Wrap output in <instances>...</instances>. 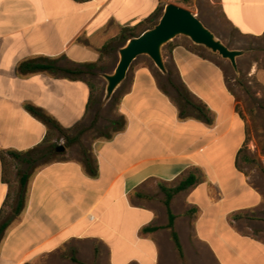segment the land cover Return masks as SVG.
Returning <instances> with one entry per match:
<instances>
[{"label":"crops","instance_id":"0c3cea01","mask_svg":"<svg viewBox=\"0 0 264 264\" xmlns=\"http://www.w3.org/2000/svg\"><path fill=\"white\" fill-rule=\"evenodd\" d=\"M168 2L0 0V211L5 210L0 222L11 220L0 243V264H89L73 248L86 243L101 247L102 264H183L165 229L169 217L161 186H173L193 169L202 171L204 183L171 203L184 263L210 264L211 258L215 264H264V242L236 228L243 221L257 222L264 205L261 192L237 168L247 124L224 70L181 41L167 48L166 59L174 65L179 86L212 111L213 124L181 119L175 89V94L167 88L165 93L154 64H140L112 120L122 118L124 128L114 133L111 121L112 132L105 134L112 137L104 134L88 151L95 174L83 156L71 159L65 151L46 164L42 154L8 156L13 188L10 205L4 206L10 187L1 153H27L42 146L48 134L28 108L44 111L70 132L88 113L91 90L83 77L73 80L28 66L64 70L98 63L101 69L102 48ZM219 2L238 33L264 36V0ZM23 174H30L26 201L15 216ZM152 184L161 200L148 192ZM147 228L159 229L144 232Z\"/></svg>","mask_w":264,"mask_h":264},{"label":"rangeland","instance_id":"374dc122","mask_svg":"<svg viewBox=\"0 0 264 264\" xmlns=\"http://www.w3.org/2000/svg\"><path fill=\"white\" fill-rule=\"evenodd\" d=\"M168 1V3L176 4L193 12L230 49L247 51L244 56L238 59L239 74H236L229 61L194 45L189 39L179 37L173 41L183 42L194 52L214 61L224 70L228 87L237 100V111L247 124L248 137L244 154L254 160L252 163H245L241 160L240 168L251 185L260 191L264 197V36L247 38L238 33L223 17L219 0ZM161 15L162 13L156 19V23ZM123 45L125 44H116L114 49L104 56L101 66L102 71L88 72L83 76L88 83L95 87L97 103L91 106L85 119L75 130L68 133L69 137L78 138L74 144H68L64 138H59L60 140L55 143L57 146L65 148L68 158L78 159L83 156L85 151H94L99 141L103 140L102 136L105 133L112 132L110 122L117 118L119 102L130 87V76L133 69L140 64H153L148 57L138 58L129 70L126 81L117 90L113 99L107 105L102 106L106 81L100 74L113 73L119 62L117 50ZM168 45L163 49L168 76H164L155 65L154 69L161 85L175 94L169 82L176 86H179L180 82L174 65L170 60L166 59ZM104 68H106V72H103ZM152 186L148 192L153 193L157 200H161L157 194L158 188L153 184ZM175 211L178 213L177 209ZM257 215L261 216L257 222L243 221L236 224V228L264 242V205ZM179 225L180 236L184 240L186 234L182 231V220L179 221ZM73 248L77 250L75 256L84 261L86 260L89 264H102L103 252L100 250L101 247L99 245L91 243L74 244ZM186 253L190 254V249L186 248ZM180 260L185 264L183 258H180ZM209 262L210 264H215L211 258H209Z\"/></svg>","mask_w":264,"mask_h":264},{"label":"trees","instance_id":"16d2710c","mask_svg":"<svg viewBox=\"0 0 264 264\" xmlns=\"http://www.w3.org/2000/svg\"><path fill=\"white\" fill-rule=\"evenodd\" d=\"M187 1V0H183ZM163 7L159 8L157 12L150 17L148 20L138 24L137 26L133 28H126L121 31V33L114 39L110 40L101 50V58L104 57V55L113 50L114 46L116 44H125L129 39L132 37L139 36L141 33H143L146 29L153 27L156 24V19L158 16L162 13ZM223 17L227 21L226 17L223 14ZM228 22V21H227ZM228 24L232 27V24L228 22ZM172 44V43H171ZM171 44L168 45L171 46ZM198 48V47H197ZM201 49V48H198ZM30 70L32 71H52V73L56 75H60L66 78H70L73 80H80L82 79L83 75H86L88 72H96L97 70L102 71V69L99 68V64H89L82 68L74 67L73 69H64L59 70L56 69L53 66H28ZM104 71V70H103ZM171 87L175 89L176 97H173V101L179 106L180 110V117L181 119H188V118H195L198 120H202L206 122L207 124L211 125L214 122V116L212 111L207 107L206 104L203 102H200L198 99L192 97V95L189 93L187 88L184 85L176 86L169 82ZM89 87L91 90L89 104H88V111L91 108V106L94 103H97V93L96 89L93 85L90 83ZM162 90L165 93H169V91L166 89L165 86L161 85ZM29 112L35 116L37 119L41 120L48 128V134L42 144V146L33 149L27 153H18V152H2L1 153V161L4 168V181L7 183L10 187L9 194L7 196V199L5 201L4 206L10 205L11 199H12V188H13V181L12 178H10V168H9V157H12V159H20L24 157L32 158L35 155L42 154L41 160L44 164L49 163L51 160H53L57 156H61L62 153L57 152V146L55 143H53L55 137L58 135L60 138L66 139L68 144H74L78 138H71L69 137L68 130H64L51 116H49L44 111H41L35 107H29ZM112 124L114 126V133H117L121 129L124 128L125 122L122 118L116 121H112ZM248 132V131H247ZM105 137L107 139H110L112 137L111 134H105ZM248 137V133H247ZM247 142V141H246ZM246 145V144H245ZM245 152V146L240 150L238 157H237V168L241 171L240 163L241 160L245 163H252L254 160L248 157ZM83 160L85 162V166L87 167L88 171L91 174H95L96 172V163L91 160L89 152L85 151L83 153ZM29 163H33L34 161L32 159L28 160ZM30 179V174H23L20 176L19 184L20 189L19 193L15 196V203L16 206L13 207V214L15 216L19 215L22 209L24 208L25 201H26V187L28 185V181ZM205 181L204 175L200 169H193L187 172V174L183 175L173 186L167 187V186H161V190L165 195V198L163 200V204L167 209L169 222L165 229L169 230L171 239L173 243L175 244L176 250L180 256V258H184L183 248L180 242V239L178 237V234L175 229V220L176 217L173 214L171 210V203L175 196L187 192L189 190H192L199 185L203 184ZM5 210L4 208L0 211V219L3 216ZM240 216H235L236 219H238ZM11 224V220H5L3 222H0V243L5 235L6 230L8 229L9 225ZM159 228H147L144 230V232L149 231H157Z\"/></svg>","mask_w":264,"mask_h":264},{"label":"water","instance_id":"95a60500","mask_svg":"<svg viewBox=\"0 0 264 264\" xmlns=\"http://www.w3.org/2000/svg\"><path fill=\"white\" fill-rule=\"evenodd\" d=\"M179 37L189 39L194 45L219 55L230 62L236 74H239L238 59L246 50H233L227 47L204 23L190 10L173 3H167L158 22L139 36L132 37L118 48L119 62L113 73H101L106 81L102 106L107 105L128 77L133 63L140 57H148L155 67L168 76L163 49ZM59 146L57 152H64Z\"/></svg>","mask_w":264,"mask_h":264}]
</instances>
